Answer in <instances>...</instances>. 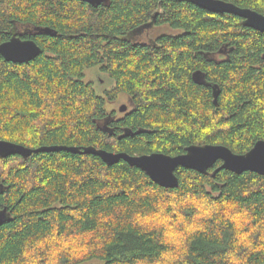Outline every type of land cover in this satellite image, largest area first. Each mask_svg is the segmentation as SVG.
Instances as JSON below:
<instances>
[{"label": "trees", "instance_id": "trees-1", "mask_svg": "<svg viewBox=\"0 0 264 264\" xmlns=\"http://www.w3.org/2000/svg\"><path fill=\"white\" fill-rule=\"evenodd\" d=\"M225 1L264 13V0ZM152 25L179 32L127 38ZM13 34L41 52L0 55V140L172 156L264 140V32L239 16L188 0H0V43ZM94 67L111 80L101 92L85 79ZM120 95L130 106L116 116ZM219 164L179 166L165 188L90 153L0 158V264H264V175Z\"/></svg>", "mask_w": 264, "mask_h": 264}, {"label": "water", "instance_id": "water-1", "mask_svg": "<svg viewBox=\"0 0 264 264\" xmlns=\"http://www.w3.org/2000/svg\"><path fill=\"white\" fill-rule=\"evenodd\" d=\"M93 6L105 4L108 0H82ZM192 4L207 11L216 13H230L242 18V23L246 27L264 32V13H259L250 8H243L232 2L225 0H188ZM41 52V48L31 39H21L13 34L10 39L0 43V55L11 62H28ZM219 87L212 85L213 103L217 104ZM120 112L127 110L126 104L119 106ZM95 154L107 164L112 165L119 160H124L131 166H136L144 171L149 178L159 186L174 188L178 186L179 179L175 170L179 167L190 168L200 173H208V169L213 167L217 161L220 164L213 170V174L220 169L232 171L240 174L244 171L255 172L264 175V140H258L245 153H234L228 147L220 144H191L185 147L181 154L169 155L162 152H152L146 154H128L126 152H111L98 149L94 146H42L39 148H28L6 140H0V158H6L12 154H19L26 158L31 153L37 151H60ZM9 219L6 208L0 211V223Z\"/></svg>", "mask_w": 264, "mask_h": 264}, {"label": "rangeland", "instance_id": "rangeland-1", "mask_svg": "<svg viewBox=\"0 0 264 264\" xmlns=\"http://www.w3.org/2000/svg\"><path fill=\"white\" fill-rule=\"evenodd\" d=\"M149 31L150 35L149 32H146L144 30L136 31L133 33L130 32L127 34V38L135 42H146L150 44L154 41L157 35L163 33L176 34L179 32V30L172 29L167 25H152L149 28ZM85 79L92 81L99 92L103 91V89L105 88H109L111 85V80L104 73H101L97 67L86 70ZM121 104H126L128 106L127 110L129 109L130 103L125 95H120L115 102L107 104V109L109 111H114L116 116H121L123 113H125L120 112L118 109Z\"/></svg>", "mask_w": 264, "mask_h": 264}, {"label": "flooded vegetation", "instance_id": "flooded-vegetation-1", "mask_svg": "<svg viewBox=\"0 0 264 264\" xmlns=\"http://www.w3.org/2000/svg\"><path fill=\"white\" fill-rule=\"evenodd\" d=\"M215 56H216V57H215ZM214 57L219 59V58L221 57V54H215ZM101 81H102V80H101ZM103 90H104V89H103ZM127 108H128V106H127Z\"/></svg>", "mask_w": 264, "mask_h": 264}]
</instances>
